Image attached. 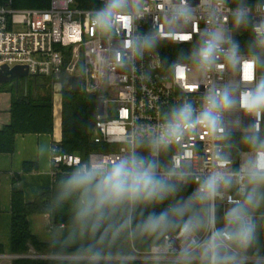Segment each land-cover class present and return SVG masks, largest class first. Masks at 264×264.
<instances>
[{
  "label": "clouds",
  "instance_id": "9594fccd",
  "mask_svg": "<svg viewBox=\"0 0 264 264\" xmlns=\"http://www.w3.org/2000/svg\"><path fill=\"white\" fill-rule=\"evenodd\" d=\"M149 15L159 20L139 32ZM90 24L101 37L124 36L110 60L143 81L151 73L137 62L197 26L191 49L164 62L192 89L156 124L111 139L118 154L83 158L56 181L41 214L66 220L45 234L50 264H264V0H103ZM241 30L250 32L243 48ZM222 72L239 79L211 78ZM55 155L38 148L41 159Z\"/></svg>",
  "mask_w": 264,
  "mask_h": 264
},
{
  "label": "built area",
  "instance_id": "2783aa9c",
  "mask_svg": "<svg viewBox=\"0 0 264 264\" xmlns=\"http://www.w3.org/2000/svg\"><path fill=\"white\" fill-rule=\"evenodd\" d=\"M99 2L102 6L103 0ZM156 7L161 6L157 4ZM91 10L94 9L81 8L78 0H50L45 9L15 10L12 0H6L0 5V67L26 66L30 77L50 80L53 103L57 94L62 96L67 79L81 77V92L93 97L96 102L92 143L99 149L118 148L116 151H93L88 156L111 157L122 148L120 144L111 143V139L119 138L137 123L146 126L156 124L161 112L192 89L187 79L173 80L168 77L164 62L171 64L181 51L188 52L197 40L198 29L193 26L188 30L187 34L191 35L188 41H180L178 37H173L171 41L163 40L151 55L138 61L139 71L151 73V79L143 81L138 78V73L111 62L112 49L119 46L124 36L113 39L101 37L90 24ZM154 19L159 20V17L149 15L139 21L137 30L141 33L148 31ZM203 26L201 22L198 27ZM164 55L169 58L164 59ZM211 78L221 82V79H239V76L232 77L231 73L222 72L213 73ZM203 90L204 85L200 84L190 95L198 100ZM61 144L62 139L52 146L56 152L51 160L53 182L59 174L67 172L83 159L80 155L62 152ZM195 146L201 155L208 154L206 140H198ZM194 187L191 185L188 189L191 191ZM2 257L11 261H49L48 255H38L32 249L25 255Z\"/></svg>",
  "mask_w": 264,
  "mask_h": 264
},
{
  "label": "trees",
  "instance_id": "16d2710c",
  "mask_svg": "<svg viewBox=\"0 0 264 264\" xmlns=\"http://www.w3.org/2000/svg\"><path fill=\"white\" fill-rule=\"evenodd\" d=\"M6 0H0L3 5ZM50 0H12L15 10H40L48 7ZM84 9L101 7L99 0H78ZM242 48L250 39L247 31L243 37H237ZM169 56L164 55V59ZM26 83L23 90L19 84L0 86V92L12 94L11 123L0 131V154L12 153L15 138L18 135L52 134L54 128L53 93L50 80L37 77ZM7 90H3L6 89ZM96 116V102L93 97L84 92L74 93L71 90L62 91V144L64 153L77 154L86 158L89 153L99 149L92 143L93 126ZM239 135L236 136L238 139ZM59 174L51 189L43 191L33 203H26L24 193L16 184L12 191V253L14 255L28 254L30 248L38 253L48 254L49 244L40 243L31 234L29 216L41 213L53 196L56 181L64 175ZM190 192L189 189H187ZM187 194V193H185ZM66 211V210H65ZM64 212H57L51 219L54 226L66 220ZM1 253V249H0ZM13 264H50V261L19 259Z\"/></svg>",
  "mask_w": 264,
  "mask_h": 264
},
{
  "label": "crops",
  "instance_id": "0c3cea01",
  "mask_svg": "<svg viewBox=\"0 0 264 264\" xmlns=\"http://www.w3.org/2000/svg\"><path fill=\"white\" fill-rule=\"evenodd\" d=\"M18 84V83H17ZM12 94L0 92V131L11 123ZM52 134L18 135L15 138L12 153L0 154V256H13L12 253V191L16 186L24 193L26 203H33L36 198L53 186L52 163L38 156L42 144L53 146L62 139V120L55 123ZM52 219L44 215L29 216L31 234L43 244H49L45 234ZM264 243V231L261 232ZM0 264H13L8 258H0Z\"/></svg>",
  "mask_w": 264,
  "mask_h": 264
},
{
  "label": "water",
  "instance_id": "95a60500",
  "mask_svg": "<svg viewBox=\"0 0 264 264\" xmlns=\"http://www.w3.org/2000/svg\"><path fill=\"white\" fill-rule=\"evenodd\" d=\"M246 33L247 30H241L238 32V35L239 37H243ZM22 79L25 81V83H27L30 79V74L26 66H16L14 68H10L8 66L0 67V86L8 85V84H17ZM64 86L66 89L71 90L74 93H81L82 78L81 77L69 78L67 79V82L65 83Z\"/></svg>",
  "mask_w": 264,
  "mask_h": 264
},
{
  "label": "rangeland",
  "instance_id": "374dc122",
  "mask_svg": "<svg viewBox=\"0 0 264 264\" xmlns=\"http://www.w3.org/2000/svg\"><path fill=\"white\" fill-rule=\"evenodd\" d=\"M33 78L30 77V83H32V80ZM19 84V88L21 90L24 89L26 83L25 81L22 79L20 80V82L18 83ZM3 90H7L6 89H3ZM53 107H54V114H55V123H60L61 119H62V115H61V111H62V96L57 94L55 96V99H54V103H53ZM118 148L117 147H103L101 149H97L95 151L97 152H107V151H116ZM34 251H36L34 248H30ZM37 252V251H36ZM43 253H38V255H42ZM43 255H48V254H43Z\"/></svg>",
  "mask_w": 264,
  "mask_h": 264
}]
</instances>
